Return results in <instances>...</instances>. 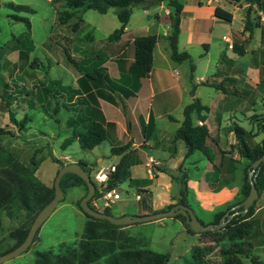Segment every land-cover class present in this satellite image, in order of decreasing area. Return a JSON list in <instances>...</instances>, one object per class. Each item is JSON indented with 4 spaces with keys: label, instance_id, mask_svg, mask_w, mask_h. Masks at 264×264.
Returning <instances> with one entry per match:
<instances>
[{
    "label": "rangeland",
    "instance_id": "rangeland-1",
    "mask_svg": "<svg viewBox=\"0 0 264 264\" xmlns=\"http://www.w3.org/2000/svg\"><path fill=\"white\" fill-rule=\"evenodd\" d=\"M9 2L16 5H28L34 12H16L6 5ZM225 7L228 11H232L227 5ZM148 8L147 12L140 6L132 8L125 28V37L147 34L146 27L152 28L151 23L157 24L153 14L162 10H159L157 4ZM62 10H66L63 0H0V93L5 89L10 94L8 97L10 110L17 119L23 116L29 118L23 128H16L9 121L8 112L0 102V127L8 128L13 133V135H1L0 143L20 162L33 169L36 177L48 186L53 185L58 169V164L50 159L49 151L61 161L67 160L61 155L70 153L68 159L79 157L82 162L88 163L99 159L104 154L108 155L110 146L113 145L107 138L92 151H82L76 144L62 149V140L70 135V129L65 125V118L70 113L59 107V112L55 114L53 109L56 100L61 102V99L55 100L50 94L46 95L42 89L49 86L59 89L58 86H53L52 80H58L64 86H71L68 72L74 77L77 76L67 62L63 49L77 60L85 58L87 63L96 60L97 51L101 48L102 51L105 50L104 45L108 42L106 37L120 27L116 15L117 8L109 7L105 13L92 9L79 11L77 14L82 16L83 22L76 32H73L68 24L75 22L77 17H71L66 25L59 23L58 14ZM11 14L27 17L30 21L29 38L34 48L28 53L27 60L20 59L19 52L14 47L17 44L16 38L23 36L27 28L23 22L12 20L9 16ZM240 14L241 12L234 13L231 24L223 22V25L215 28V37L208 41V48L202 45L189 46L187 48L189 59L180 63L173 62L176 69L171 68L167 72L165 81L176 94L171 100L169 112L163 114L161 110L157 111L158 132L169 133L177 129L183 118L184 106L193 99L191 91L195 85L194 77H203L215 83L223 81L228 91H236L234 94H227L230 96L229 99L220 103L219 115L215 119L221 123L215 130L221 134L220 138H234L230 129L236 122L246 130L251 128L252 133L255 134L254 138L257 139L256 142L264 141V133L249 123L250 116L263 111L264 34L256 28L249 36L243 25L240 34L244 35V38L238 37L232 41L242 43L245 50L243 55L228 49L226 43L221 40L222 35H230L232 31L241 29L243 17ZM258 22L263 24L259 20ZM162 26H164L163 23ZM86 35H91L92 39L85 38ZM178 46L180 50L183 49V39ZM224 53L231 59L223 60ZM169 54L168 41L160 37L156 48V57H159L156 58V63L158 60L163 65L164 62L160 57L165 56L169 60ZM33 58H36V61L32 62ZM107 66L113 73L112 64ZM190 66H193L192 82L189 80ZM45 70L47 75H44ZM195 86L197 87L196 95L206 105L218 103V99L224 95L221 90L212 86L201 83ZM157 102L153 106L154 109ZM220 125L223 127L219 130ZM148 153L155 156L153 152ZM111 161L104 157L102 164L109 165ZM138 170L147 175L145 166L138 167ZM91 175L93 176V172ZM126 190L131 194L130 198L127 197ZM118 191L120 198L117 204L109 209L114 216L117 213L116 207L134 202L133 189L129 188L126 182L119 185ZM83 194L82 186L66 189L63 198L38 229L36 239L32 241L29 248L19 256L1 264H34L35 251L58 252L62 244H72L78 240L86 217L76 206V201ZM96 208L101 210L104 207L98 205ZM133 209L132 206H128L127 211L131 212ZM127 215L135 214L127 213ZM27 220L23 211L11 218L4 213L1 214L0 251L12 244L10 231ZM252 224L251 251L264 259V212L254 215ZM122 231L128 236L145 238L148 240L147 247L152 251L168 254L167 264H189L193 246H199L203 250L206 264H222L220 248L226 244L225 241L215 242L209 234H191L178 219L173 217L133 223L123 227Z\"/></svg>",
    "mask_w": 264,
    "mask_h": 264
},
{
    "label": "trees",
    "instance_id": "trees-1",
    "mask_svg": "<svg viewBox=\"0 0 264 264\" xmlns=\"http://www.w3.org/2000/svg\"><path fill=\"white\" fill-rule=\"evenodd\" d=\"M66 10H62L58 14L60 24H67L71 17H77V20L68 27L76 32L80 28L83 18L77 13L81 10L88 9L96 10L99 13H105L109 7L117 8V18L120 22V27L111 32L107 37V41L120 39L125 31V27L130 18L132 8L140 6L146 9L152 5L159 4L161 0H63ZM169 8L170 31L166 36L170 49V58L177 63L189 59V54L186 51H179L178 36L180 32L179 24L181 19L182 4L180 0H165ZM230 2H245L248 4V9L245 15L244 30L252 35L255 27L261 28V33L264 34V28L258 22L252 5L256 8H264V0H229ZM6 5L16 12H31L34 10L28 5H16L11 2ZM252 14L253 17H252ZM214 15L225 22H231L232 14L220 7H216ZM14 21L23 22L27 28V32L16 38L15 49L19 52V58L28 59V53L32 51L34 45L30 36V21L27 17L17 14L9 15ZM85 38L92 39L91 35H86ZM158 41L157 34L138 35L132 39L131 45L133 48V60L130 62L126 72H120V83H114L105 66L104 60L100 56H96V60L92 63H87L85 58L80 60L75 59L66 49H63L64 56L72 69L77 74V87L61 85L58 80H52L54 87H46L42 90L46 95L50 94L55 100L61 99V102L56 100L53 112H59V107L70 113L65 121V125L70 129V135L64 138L61 142V148L65 149L70 145L73 139H76L82 150H91L95 146L102 143L108 138V132L115 126L113 122H108L103 117L99 107L98 99H104L109 102H114L111 93L122 91L123 81L125 77L131 78L134 82H138L141 78L147 77L151 71L153 63V50ZM232 51L238 55L245 53L242 43L234 42ZM36 61L33 58L32 62ZM189 80L192 82L193 66H190ZM44 75H47L46 70ZM201 84L212 86L221 90L224 95L234 94L236 91H228L225 88L223 81L215 83L205 79ZM7 87V85H4ZM137 87V85L135 86ZM131 94L134 92L130 91ZM9 93L5 89L0 93V102L8 112L9 121L16 128H23L29 120L27 116L17 119L14 113L10 110ZM193 96V87L191 91ZM263 111L260 114H253L249 118V123L255 126L256 129L264 133V100L262 102ZM209 107L202 104L197 97H193L192 101L183 108V118L180 125L174 133V140L180 139L184 142L186 151L184 157L192 155L195 151H199L208 161L212 163L213 171L206 177L213 191L219 190L223 185L229 183L233 177L235 163L237 159L231 157L235 151L239 159L246 160L247 164L242 169L241 186L239 190L240 198L226 206L225 208L214 213L213 218L209 222H204L200 218L202 224L218 223L225 212L233 213V215L224 226L214 231L199 232L200 234L211 235L215 242L225 241L226 244L220 248V256L222 264H264V259L254 254L252 249L251 235L253 232L252 217L255 214L257 200L264 193V162L258 165L253 174L252 182L259 192L258 198L252 203L245 214H241L242 207L232 209L240 203L248 194L250 182L247 179L248 170L251 163L264 154V141L254 142L255 134L252 130H246L238 123L234 122L230 131L233 133L235 143L230 146L229 151L215 150L217 142L210 137L208 127L204 123ZM152 121L151 116L149 121ZM197 120L201 121L200 124ZM1 135H13L10 129L0 127ZM210 141V143H209ZM129 143H121L113 145L110 148L111 155H121L128 148ZM50 159L58 164V169L65 165L59 158H56L51 151L48 152ZM230 155V156H229ZM219 156V162L215 160ZM83 169L89 174L91 180L95 184V193L89 199L88 204L91 208L111 214L109 207L103 209L96 208L92 201L98 197V185L94 181L91 172L96 165L92 162L90 165L82 161H77ZM130 163V160L128 161ZM229 165V171L221 173L223 165ZM57 169V171H58ZM57 173V172H56ZM129 178V173L120 165L115 167V170L110 173L106 188L117 187V184ZM182 188L179 192L177 203L188 206L187 203V185L186 182L180 179ZM74 186H82L85 195L87 187L84 180L74 173H64L60 180V188L65 193L66 189ZM145 192V190H139ZM54 195V187L48 186L39 180L34 174V170L20 162L12 152L6 149L0 143V221L1 214L4 213L8 217H13L16 213L24 212L26 222L14 230H11L9 235L12 244L0 254L8 252L18 246L26 237L31 223L37 213L52 199ZM82 196L76 201V206L86 217L83 230L78 240L72 244H62L58 252L52 250L35 251L34 264H167L169 255L152 251L147 247L148 240L137 236H128L122 228L125 226L114 225L105 219H98L87 215L81 209L79 201ZM174 204H169L159 210H150V213L168 210ZM190 208V207H189ZM191 209V208H190ZM192 210V209H191ZM174 218L179 219L184 228L191 234L193 232L185 221V217L177 214ZM38 232V230H37ZM37 232L33 238L36 239ZM29 248V247H28ZM27 248V249H28ZM26 249V250H27ZM204 252L199 246H193L191 249V261L189 264H206Z\"/></svg>",
    "mask_w": 264,
    "mask_h": 264
},
{
    "label": "crops",
    "instance_id": "crops-1",
    "mask_svg": "<svg viewBox=\"0 0 264 264\" xmlns=\"http://www.w3.org/2000/svg\"><path fill=\"white\" fill-rule=\"evenodd\" d=\"M180 2L183 8L179 24L180 32L178 36V45L181 39H183V49L180 50L178 46L179 51L187 52V48L193 45H202L208 48V41L210 38L215 37V28L223 25L222 23L225 22L214 15L215 8L220 7L228 11L225 5L230 7L234 13L241 12L240 15L243 18L241 29L232 31L230 35L222 36H226L232 41L234 38H244V35H241L240 31L244 25L245 15L248 9L247 3H234L229 0H180ZM157 5H159V10H162L161 12L158 11L153 14V18L157 24L151 23L152 28L146 27V30H148L147 34H157L159 41L160 37L166 39V36L169 34L170 20L169 8L166 5V1L161 0ZM252 8L255 10L254 5H252ZM148 9L149 8H146L144 11L147 12ZM232 11H228L232 14V20L231 22H227L228 24H231L234 20V13ZM162 23L164 26H162ZM261 25L264 28V23ZM256 28H259L261 33V28L255 27L254 29ZM125 34L126 31H124L120 39L108 41L104 45V51H102V48L97 51V56L103 58V66L106 67L111 80L116 84L120 83V72H126L130 62L133 60L131 42L135 36H138L128 35V37H125ZM221 40H223L222 37ZM158 41L153 50L152 68L147 77L141 78L138 82H134L131 78L125 77L122 91L111 93L114 102L98 99L99 107L105 120L115 124L114 128L108 132L110 143L113 145L129 143V148L121 155H111L109 149L108 155L104 154L99 159L97 158L95 161L86 164L90 165L94 162L96 165L93 167V170L109 167L110 165H114L115 167L120 165L129 173L128 179L117 184V190L120 184L126 182L127 186L133 189L132 195H134V202L125 203L122 206L116 207V216L127 215V213L135 215L148 214L150 210H159L169 204H176L179 198V192L182 188L181 179L185 181L187 185L188 192L186 198L188 206L198 218L204 222H209L212 220L215 212L236 202L240 198L239 190L241 186L242 169L246 166L247 162L242 158L239 159L236 151L232 153L231 157L237 159L233 177L229 183L223 185L219 190L213 191L206 180V177L213 171L212 163L199 151H195L192 155L185 158V144L180 139L174 140L175 131L169 133L158 132L156 126L157 111L161 110L163 114L169 112L171 100L176 94L166 85L167 83L165 81L166 75H168L167 72H169L171 68L175 70L176 65L173 64L174 61L171 58L168 60L165 56L161 55L160 59L163 60V65H161L158 60V64L156 63V58H159L156 57ZM224 43L226 42L224 41ZM224 59L229 60L231 58L224 53L223 60ZM108 64H112L111 71L113 73L109 71ZM68 73L71 78V86L76 88L77 76L74 77L73 74L70 72ZM203 80H205L203 77H194L195 85ZM136 85L137 87H135ZM195 85H193L192 98L197 97L200 102L204 104L200 97L196 95L197 87ZM130 91L134 93L131 94ZM229 97V95H223L222 98L218 99V103L216 104H204L209 107L204 123L208 127L210 137L217 142L214 149L226 152L229 151L230 146L235 143V138H220L221 134H218L215 130L221 123L215 119H217L219 115L218 110L221 107L220 103L225 102ZM155 102H157V106L154 109L153 106H155ZM223 107L225 110L224 105ZM150 116L152 121H149ZM220 117L221 115L219 118ZM197 123L200 124L201 121L197 120ZM222 127L223 126L220 125L218 129L220 130ZM253 141L256 142L257 139L254 138ZM71 144H76L80 148L76 139H73ZM113 145H111L110 148ZM68 146L66 148H68ZM86 151H92V149ZM148 152H153L155 156L150 155ZM144 155H146V157H144ZM69 156L70 153L61 155L62 158L67 159L66 161H62L64 164L77 162L79 160L82 161L79 157L70 160L68 159ZM104 157L112 160L109 165L102 164ZM149 158H152L155 162L152 166L151 173L147 171L149 167ZM219 159L218 156L215 162L218 163ZM129 160L130 163H128ZM141 166H145V173L147 175L142 174L141 171L138 170V167ZM229 168L228 164L223 165L221 173L225 174L226 171H229ZM172 189H174V191H172ZM139 190H145V192H140ZM125 193L127 197L130 198L131 194L129 191L126 190ZM117 202L113 205H116ZM99 205L102 206L101 204ZM128 206H132V209L133 207L135 208L131 210V212H128ZM256 206L254 215H257L259 212H264V193L257 200ZM111 207L112 206L109 208Z\"/></svg>",
    "mask_w": 264,
    "mask_h": 264
},
{
    "label": "water",
    "instance_id": "water-1",
    "mask_svg": "<svg viewBox=\"0 0 264 264\" xmlns=\"http://www.w3.org/2000/svg\"><path fill=\"white\" fill-rule=\"evenodd\" d=\"M261 162H264V154L259 158H257L256 160H254L251 163L250 169L248 170L247 179L250 182V188L248 194L240 203L232 207V209H237L239 207H242V209L240 210L241 214H245L249 209V207L252 205V203L259 196V192L255 187L254 183L252 182V179L255 169L258 168V165ZM67 172L74 173L77 176L81 177L86 184L87 187L86 193L84 196H82V198L79 201V205L83 210V212L94 218L105 219L114 225L126 226V225H131L133 223L148 222L152 220L161 219L164 217H174L177 214H181L185 217V221L189 225L190 229L195 233H199L205 231H214L221 228L231 217H233V215L238 213V211H235L233 213L225 212L224 215L221 217L220 221L214 224L212 223L202 224L195 215V213L189 207L181 203L174 204L168 210L142 214V215L114 216L112 214H107L95 210L89 206L88 201L95 193V184L91 180L89 174L83 169V167L78 162H71L63 165L58 169L53 181L54 195L52 199L37 213V215L35 216L33 222L29 227V230L24 240L12 250L0 254V264L19 256L24 251H26V249L30 246L37 230L40 228L42 223L48 218V216L53 212L59 201L63 198V192L62 189L60 188V180L62 175Z\"/></svg>",
    "mask_w": 264,
    "mask_h": 264
},
{
    "label": "built area",
    "instance_id": "built-area-1",
    "mask_svg": "<svg viewBox=\"0 0 264 264\" xmlns=\"http://www.w3.org/2000/svg\"><path fill=\"white\" fill-rule=\"evenodd\" d=\"M255 6V5H254ZM255 14L258 20L264 23V8H256L255 6ZM222 39L226 42L227 48L232 49V40L227 38L226 36H222ZM149 167L147 171L149 173L152 172V166L154 165V160L149 158ZM115 170L114 165H110L105 168H98L93 170V178L96 184L98 185V197L92 201L93 205L97 207L101 204L103 207H110L115 204L119 198L120 193L117 190V187L106 188L107 180L111 172Z\"/></svg>",
    "mask_w": 264,
    "mask_h": 264
}]
</instances>
